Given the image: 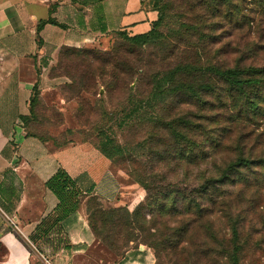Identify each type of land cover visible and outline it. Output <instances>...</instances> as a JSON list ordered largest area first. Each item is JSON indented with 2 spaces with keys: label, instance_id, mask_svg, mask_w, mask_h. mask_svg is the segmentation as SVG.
Returning a JSON list of instances; mask_svg holds the SVG:
<instances>
[{
  "label": "rangeland",
  "instance_id": "obj_1",
  "mask_svg": "<svg viewBox=\"0 0 264 264\" xmlns=\"http://www.w3.org/2000/svg\"><path fill=\"white\" fill-rule=\"evenodd\" d=\"M150 1L163 7V41L142 48L114 37L105 50L66 48L48 65L36 95L31 133L58 148L105 151L129 198L119 205L88 202L92 213H109L95 221L108 244L93 235L84 264H126L129 251L145 247L148 234L136 229L134 218L127 225L124 211L132 214L147 196L146 226L156 225L150 234L163 237L166 251L157 258L145 247L141 264H233L234 255L238 264H264V180L251 177L237 199L232 186L214 195L234 193L237 234L219 206L194 225L185 214L191 205H211L217 192L201 190L209 178L239 157L250 159L252 147L253 157L264 155V118L250 128L233 123L237 108L212 72L264 67V17L251 12V0L246 14L252 21L241 25L231 17L243 0ZM210 6L223 11L211 17ZM209 219L212 231L201 225Z\"/></svg>",
  "mask_w": 264,
  "mask_h": 264
},
{
  "label": "crops",
  "instance_id": "obj_2",
  "mask_svg": "<svg viewBox=\"0 0 264 264\" xmlns=\"http://www.w3.org/2000/svg\"><path fill=\"white\" fill-rule=\"evenodd\" d=\"M58 4L51 14L50 8ZM150 0H0V264H84L95 238L86 202L34 245L30 237L59 201L46 183L65 170L82 191L104 202L129 199L125 186L98 152L31 133L30 99L44 83L48 65L64 48L105 50L118 33H149L158 20ZM53 19L39 34L40 22ZM41 41V43L39 42ZM90 152V153H89ZM89 154V155H88ZM143 247L126 254V264H141ZM83 262V263H82Z\"/></svg>",
  "mask_w": 264,
  "mask_h": 264
},
{
  "label": "trees",
  "instance_id": "obj_3",
  "mask_svg": "<svg viewBox=\"0 0 264 264\" xmlns=\"http://www.w3.org/2000/svg\"><path fill=\"white\" fill-rule=\"evenodd\" d=\"M221 1V5H226L227 3H229L228 0ZM247 2L248 0H243L241 1V3H238V5L235 6V12L231 17L232 21L235 24H249L252 21L251 17L246 14ZM158 4L159 2L157 1L155 2V4H151L152 9L157 11L159 16L158 20L153 24V28L149 33L135 37H129L125 33H118L116 37H120L131 45H136L142 48L147 45L154 46L160 41H163V35L160 33V30L166 17L163 14V7L156 6ZM250 5L252 6L251 12L259 13L262 17H264V0H251ZM57 6L58 4L51 6V14L56 11ZM208 11L210 13V16L215 18L218 17L217 14L223 11V9L219 6H210ZM227 19L228 18H226L225 20ZM47 24L57 25V23L51 18L48 21L40 22L37 29L38 39L40 32ZM39 42L41 43V41ZM65 50L66 48L62 49L60 55ZM212 72L226 84L227 90L229 91L230 96L234 102V106L237 108V110L234 109L237 116L232 117L236 121L233 123H236L243 128H248V125L249 128L250 126L256 127L258 121L264 118V67H236L234 69L227 70H216L212 68ZM207 88L208 87L205 86L203 89ZM39 89V82H37L33 88L32 97L30 99L31 116L30 118L25 119V122L28 125L32 122L33 115L35 114V107L39 100V97L36 98V95H39ZM188 89H194V87L189 86ZM243 125L247 127H244ZM254 152L255 148L252 147L251 150H249V154L251 155L250 159L239 157L236 162H233L225 167L221 171V174L218 178H209L202 185L201 190L206 196H208L211 190L217 193L211 195L214 199L211 198L213 200H211V205H208V207H202L199 204L189 206V210H186L185 214L188 215V221H190V225H194L195 223H197V221L203 220L204 217L211 218L215 206H219L218 210H220L222 219L230 227L231 231L237 234L240 221L234 220L231 211V196H233L234 193L229 194L225 192L226 194L223 193V195H221L220 197L214 195L219 194V189H225L226 187L232 186L234 189H239L237 194H235V198L237 199L240 198L242 190L244 191L245 189L250 187L251 177H254L255 180H264V155L255 158L253 157L255 154ZM99 154L101 156V159H103L105 163L109 165L110 163L107 161L108 157L105 151L102 150ZM256 170H259L260 178ZM260 170L262 173H260ZM45 187L56 196L59 201V205L56 211L42 220V222L36 228V233L30 237V241L34 245H36L38 241L44 239L45 237H48L63 220L76 213L84 202H86L88 224L92 234L97 240L107 243L108 236L105 235L104 231L100 229L97 222L95 221L97 215H99L101 219H104L109 215V213L99 211L95 214L91 212V208L89 207L88 202L91 201L92 203H94L99 200L97 196L93 195V189L87 192L82 191L78 186V183L74 179H72L69 174L63 169H60L46 183ZM151 206L152 204L148 202L147 196L145 203L141 205L140 208H137L132 214H130L128 211H124V213H126L125 222L127 223V225L132 226L130 221H132V218L135 219V225L137 227L136 229L144 234H148V236L143 240V242L145 243V247H149L152 251H154L155 256L158 258L159 252L166 251V245L162 240L163 237L150 234V231L152 229L157 228L156 225H154V228L148 225L146 226V208ZM187 225L189 226V223ZM201 225L208 228L209 231H212L213 223L210 221V219L209 221L201 222ZM1 227L2 219L0 218V229ZM114 250L117 249L114 248ZM128 251L129 249L126 250V253ZM232 258L234 260L233 264H238L237 257L234 255Z\"/></svg>",
  "mask_w": 264,
  "mask_h": 264
}]
</instances>
